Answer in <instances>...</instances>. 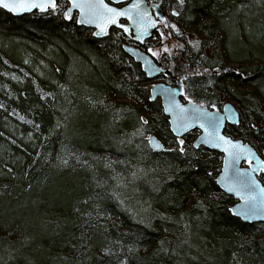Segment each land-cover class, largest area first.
<instances>
[{
  "label": "trees",
  "instance_id": "trees-1",
  "mask_svg": "<svg viewBox=\"0 0 264 264\" xmlns=\"http://www.w3.org/2000/svg\"><path fill=\"white\" fill-rule=\"evenodd\" d=\"M173 2L169 25L183 36L153 37L170 49L164 80L187 76L185 93L210 109L234 101L241 122L225 133L264 159V0ZM58 4L0 7V264H264V223L232 214L222 154L195 148L197 131L171 132L153 81L123 50L132 38H99Z\"/></svg>",
  "mask_w": 264,
  "mask_h": 264
},
{
  "label": "snow or ice",
  "instance_id": "snow-or-ice-1",
  "mask_svg": "<svg viewBox=\"0 0 264 264\" xmlns=\"http://www.w3.org/2000/svg\"><path fill=\"white\" fill-rule=\"evenodd\" d=\"M119 3L120 0H113V3H108L106 0H67L69 6L66 11L63 12V15L66 19L72 20L74 10L78 11L79 23L97 26L99 30L94 33L97 37L107 35L109 28L114 25L131 35L132 29L121 23V18L126 17L136 25L139 34L135 38L140 41L144 40L146 34H150V28H154L160 23L159 20L153 18V14L150 11L151 8H156L158 6L155 4H149L148 0H134L133 3L126 7L113 6V4ZM180 3L183 4L184 0H180ZM0 6L14 13L32 11L33 9L47 12L50 9L56 11L60 8L57 0H0ZM155 15L161 17V12L157 11ZM173 15L179 16L180 13L173 9ZM161 18L164 20V24L158 28V34L162 42L166 41L172 34L171 32H168L167 35L165 34V28L167 27L175 29L177 34L183 36L179 27L175 24L169 25L166 17ZM189 43L194 47L199 48V40L189 41ZM174 47L183 48L184 45L178 44L174 45ZM163 50L164 52L170 51L166 43H163ZM147 51L151 53L153 57H159L161 55L159 50L151 47H148ZM149 64H152V60L146 56L145 66ZM153 68H155V65H153ZM228 70L229 69H224V71ZM160 71H163V69H160ZM205 71H207V69H205ZM215 71L219 72L220 69H215ZM236 71L240 70L236 69ZM149 74H151V72ZM184 79H187V76H185ZM169 92L171 93L170 104L165 111L172 112L176 116L174 123L177 127L174 129L175 131L179 132L181 130H187L189 127H192L193 124H199L207 134L204 138L205 143L214 144L216 147H224V150L228 152L229 157L233 161L239 160L242 156H247V162L250 165L252 164V157L255 156V153L250 146L244 145L240 141H234L230 137L224 136L220 133V128L225 119L233 120L235 116L236 118L234 122L240 123L238 114L233 113L225 117L220 114L219 110L216 112L208 111L206 107L198 105L187 95V93H184L191 104V108H189L176 101V89H170ZM152 98L155 97L153 96ZM0 107H3V105H0ZM210 107L215 109L216 105L211 104ZM225 111H228L227 106H225ZM20 118L24 119V117ZM141 119L144 120L143 117H141ZM147 122V120H144V123ZM253 127H255V125H253ZM209 129H211V131H209ZM148 139L153 141L156 147H163V145L155 141V138L149 136ZM180 144L183 145L184 140H180ZM197 147H199V145H197ZM179 150L181 152L184 151L182 147ZM260 168L261 170H264V160L260 161ZM251 171H256V168H253ZM226 187L228 188V191L235 192L236 195L246 201L244 211L238 213V215L243 216L244 219H251L256 215L258 207L264 206V198H258L255 195L256 188H259L261 194H264V188L259 187V182L252 176L249 170L237 169L235 178L231 183L226 184ZM106 251L108 250L106 249Z\"/></svg>",
  "mask_w": 264,
  "mask_h": 264
},
{
  "label": "water",
  "instance_id": "water-1",
  "mask_svg": "<svg viewBox=\"0 0 264 264\" xmlns=\"http://www.w3.org/2000/svg\"><path fill=\"white\" fill-rule=\"evenodd\" d=\"M110 1L113 3V0H110ZM126 1L127 0H120V3H124ZM106 2H108V1L106 0ZM133 2H134V0L130 1L128 4H126L123 7H126L127 5H129V4L133 3ZM151 4H155V5L158 6V7L154 8V9L156 10V12L157 11H160L161 12V17H166L165 14L160 9V7H159V5L157 3H151ZM113 6H116V4H113ZM0 7L3 8L2 6H0ZM3 9L6 10V11H8V12H10L14 16H22L24 14H29V13H32V12H34L36 10H39V9H33L32 11H25V12H21V13H14V12H11L10 10H8V9H5V8H3ZM151 9H150V11H151ZM74 11H76V10H74ZM161 17H154L153 16L154 19H157L159 21H164ZM121 19L127 20L128 23L125 24V25H127L128 27H130L132 29V31H133V38L138 43H142L145 40L151 38L153 36L154 32L156 31V28H157V26L154 27V28H150L149 29L150 34H146L145 37H144V40L143 41H140V40H137L135 38L139 34V31H138L136 25L131 20H128L126 17H123ZM78 21H79V13H78ZM79 24L80 25H83L85 27L95 28V32L99 30L96 25L81 24V23H79ZM112 27L119 28L118 26H115L114 25V26H111L109 28V30ZM109 30H108V33H109ZM107 35L99 36V38L106 37ZM122 47H123V50L136 63H138V64L141 65L142 70L146 74V76L148 77V79H155V78L159 77L160 75L167 76V75L170 74V71H169L168 68L166 69V67H163L162 65H159L155 61V59L150 54H148L146 51H143L140 48L135 47V46L130 45V44H123ZM146 56L149 59L152 60V64H149L147 66H145V57ZM153 65H155V68H153ZM160 69H163V71H160ZM150 72H151V74H149ZM170 89H176L175 99H176L177 102H179L180 104H184V105H186L189 108H191V104L189 102H186V103L183 102L181 100V98H180L182 96L181 94L183 92V82H182L181 79L178 80L175 85L166 84V83H163V82H160V81H157V82H155L153 84V86L151 87V90H150V101H155L157 98H160L161 99V104H162V107L164 109V113L169 118V124H170V130H171V132L176 137H183V136L187 135L188 133H190L192 131L198 130L199 131V135L193 141V146L195 148H199L200 146H204V147H206V148H208L210 150H214V151H218V152L222 153L223 154L222 167H221V171H220V173L218 174V177H217V185L219 186V188L224 193H226L227 195L231 196L232 198H234L236 200V202L230 207L231 212L233 213L234 216L240 218L243 222H247V223L263 222L264 223V206H259L258 207V210L256 212V215L253 216L251 219H247L246 220V219L243 218V216L238 215V213H240L241 211H244L246 201H244L240 196L236 195L235 192L228 191V188L226 187V184L231 183V181L235 178L236 170L237 169H247V170H249L251 172L252 176L259 182V187L260 188H264V184L259 179V175L264 171V170H261V168H260V161L261 160H264V159L258 153L257 149L251 143L244 142L242 139L232 138V137L228 136L224 132V127H225V125L227 123L230 124V125H239L240 124V123H235L234 122L236 117L234 116V119L233 120L225 119L224 122H223V124H222V126H221V128H220V133L222 135H224V136L230 137L234 141H240L244 145H248V146H250L253 149V151L255 153V156L252 157V164L251 165L250 164L243 165L244 162H247L248 161V157L247 156H242L239 160L233 161L229 157L228 152H226L224 150V147H216V146H214V144L205 143L204 142V138L206 137L207 134L204 132V129L199 126V124H193V126L192 127H189L187 130H181L179 132L178 131H175L174 129L177 127V125L174 123V121L176 120V116L172 112L165 111V109L170 104V95H171V93L169 92ZM153 96L155 98H152ZM225 106L228 107V111L227 112L225 111ZM207 109H208V111H212V112H216L217 110H219L220 114L223 115V116H225V117H227L228 115H231V114L235 113V114H238V118L240 120V112L238 111V109L236 108V106L232 102H226L224 104V106H223L222 109H214V110L209 109V108H207ZM209 131H211V129H209ZM151 137L155 138V141L158 142L159 144L163 145V147H156L155 144H154V142L153 141H150V140H149V147L153 151H155V152H161V151H163L164 148H165V145H164L163 141L160 140L157 135H151ZM197 145H199V147H197ZM253 168H256V171L252 172L251 170ZM255 195L258 198H264V194H261L260 193L259 188H256Z\"/></svg>",
  "mask_w": 264,
  "mask_h": 264
},
{
  "label": "bare ground",
  "instance_id": "bare-ground-1",
  "mask_svg": "<svg viewBox=\"0 0 264 264\" xmlns=\"http://www.w3.org/2000/svg\"><path fill=\"white\" fill-rule=\"evenodd\" d=\"M59 1H65V2H67V0H57V2L59 3ZM130 1H132V0H130ZM174 0H166V1H160L159 3H157L158 5H159V7H160V9L163 11V13L165 14V16H167L166 14H168V11H170V13H172L173 14V4H174V2H173ZM175 1H177L178 2V0H175ZM69 6V5H68ZM67 6V7H68ZM67 9V8H66ZM38 11H40V10H38ZM66 11V10H65ZM41 12V11H40ZM151 12H152V14H153V16L154 17H157L155 14H156V10L154 9V8H152L151 9ZM73 13H78L77 11H74ZM121 23H123V24H127L128 22H127V20H125V19H121ZM164 23H162V22H160L158 25H157V28H156V31H155V33H157L158 32V28H160V26L161 25H163ZM168 30H169V27H167V28H165V34L168 32ZM128 36H130L131 38H132V36H133V31H132V34L131 35H129L128 34ZM131 41H132V39H131ZM169 69V71H170V73H171V68L170 67H166V69ZM182 80V82H183V92H182V96L180 97L181 98V100L183 101V102H189L188 100H185L184 98H183V95H184V93H185V82H184V78L183 77H181V78H179V80ZM159 80H160V82H163V83H166V84H170V83H167L165 80H164V78H163V76H159ZM171 85V84H170ZM157 99H159L160 101H161V99L160 98H157ZM156 99V100H157ZM197 103V102H196ZM197 104H199V105H202V104H200V103H197ZM202 106H204V105H202ZM253 145V144H252ZM255 147V146H254ZM257 149V148H256ZM218 152V151H217ZM220 153V152H219ZM258 153H259V151H258ZM220 154H222V153H220ZM260 154V153H259ZM261 155V154H260ZM222 159H223V154H222ZM218 177V176H217ZM233 214V213H232Z\"/></svg>",
  "mask_w": 264,
  "mask_h": 264
},
{
  "label": "rangeland",
  "instance_id": "rangeland-1",
  "mask_svg": "<svg viewBox=\"0 0 264 264\" xmlns=\"http://www.w3.org/2000/svg\"><path fill=\"white\" fill-rule=\"evenodd\" d=\"M161 1V0H160ZM159 1V2H160ZM164 1H166V0H164ZM170 15V11H168V16ZM150 44L148 45V47H151V48H153V49H156V50H159L160 51V53L162 54V52H163V47H162V45L161 44H158L157 42H155V40L154 39H151L150 40ZM151 54V53H150ZM152 55V54H151ZM161 56V55H160ZM160 56L159 57H154L155 59H157V60H160ZM119 103H121L120 101H119ZM233 103L235 104V106L237 107V105H236V103L233 101ZM152 134H149V132H145V131H143V130H141L140 129V131L138 132V134H137V136L139 137V138H142V136H145L146 137V145L149 147V139H148V137L149 136H151ZM259 179H260V177H259ZM261 180V179H260ZM262 182V181H261ZM263 183V182H262ZM264 184V183H263Z\"/></svg>",
  "mask_w": 264,
  "mask_h": 264
},
{
  "label": "flooded vegetation",
  "instance_id": "flooded-vegetation-1",
  "mask_svg": "<svg viewBox=\"0 0 264 264\" xmlns=\"http://www.w3.org/2000/svg\"><path fill=\"white\" fill-rule=\"evenodd\" d=\"M113 29V28H112ZM116 29H121V28H116Z\"/></svg>",
  "mask_w": 264,
  "mask_h": 264
}]
</instances>
